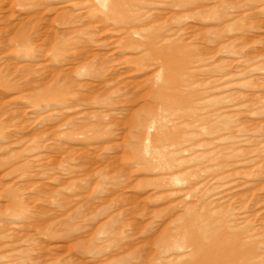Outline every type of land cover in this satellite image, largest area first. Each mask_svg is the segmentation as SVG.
<instances>
[{
    "label": "rangeland",
    "instance_id": "374dc122",
    "mask_svg": "<svg viewBox=\"0 0 264 264\" xmlns=\"http://www.w3.org/2000/svg\"><path fill=\"white\" fill-rule=\"evenodd\" d=\"M220 232L264 264V0H0V264Z\"/></svg>",
    "mask_w": 264,
    "mask_h": 264
},
{
    "label": "bare ground",
    "instance_id": "6f19581e",
    "mask_svg": "<svg viewBox=\"0 0 264 264\" xmlns=\"http://www.w3.org/2000/svg\"><path fill=\"white\" fill-rule=\"evenodd\" d=\"M232 239L220 232L208 244H204L199 238L194 240L195 264H236L239 252L230 248L234 243Z\"/></svg>",
    "mask_w": 264,
    "mask_h": 264
}]
</instances>
